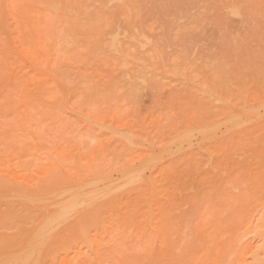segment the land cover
<instances>
[{"label":"rangeland","instance_id":"rangeland-1","mask_svg":"<svg viewBox=\"0 0 264 264\" xmlns=\"http://www.w3.org/2000/svg\"><path fill=\"white\" fill-rule=\"evenodd\" d=\"M95 164L146 178L51 235ZM32 244L40 264H264V0H0V264Z\"/></svg>","mask_w":264,"mask_h":264},{"label":"bare ground","instance_id":"bare-ground-1","mask_svg":"<svg viewBox=\"0 0 264 264\" xmlns=\"http://www.w3.org/2000/svg\"><path fill=\"white\" fill-rule=\"evenodd\" d=\"M35 1V0H34ZM32 2V1H31ZM56 4V3H55ZM55 4L54 2H49L48 3V6L50 9H54L55 10ZM59 8V7H58ZM58 8L57 11H58ZM49 9V11H50ZM240 9V8H239ZM54 10H51L50 12L54 11ZM57 11H54L51 13V16L53 18V13H56ZM57 17V16H56ZM57 19V18H56ZM54 20V19H52ZM54 22V21H53ZM136 38V36H134ZM64 38V37H63ZM115 44V43H114ZM133 79V78H132ZM62 80V79H60ZM81 80V79H80ZM64 81H66L64 79ZM135 81V80H134ZM61 82V81H60ZM69 82V81H68ZM71 82V81H70ZM69 82V83H70ZM80 82V81H79ZM68 83V84H69ZM82 83V82H81ZM130 83V82H129ZM61 84V83H60ZM72 84V83H71ZM136 85V84H135ZM79 95V94H78ZM79 97V96H78ZM80 99V98H79ZM208 128L210 127H207V128H204L202 130H198L196 133H189L186 135V137L184 138L183 141H181L179 144H182V143H192V141L194 140H198V139H201V140H205L207 138H209V136L211 135V133L213 132L212 129L208 130ZM125 140L127 143L133 145V144H137V143H140V142H136L131 136H124ZM178 142H176L173 146L169 147V148H165L162 150V153L160 154V156H162L163 154H167V153H174L176 147L178 146L177 144ZM150 148H153L154 147V144H149ZM95 164V168H97V166H100V165H97ZM103 167V165H102ZM107 168V167H106ZM111 168V169H110ZM110 173L113 171H115L117 174V176L119 175L120 177L118 179L121 180H125L127 179L126 182L122 183L119 181V182H114L112 179L114 178L112 174H110L108 172V169H96L93 171V175H94V180H95V183L93 184L92 181L89 185L92 187L90 190H91V193L93 194V197L89 198L88 201H86V203H84L82 205V201L78 200V198L80 197L79 196V191H76L75 190H67L57 196H60L61 198L59 200H53L52 201V204L56 205V207H58L59 209V212L61 213V218H58L56 220H52V219H49L47 223H49L48 226L52 225L51 227L52 228V231H50L51 235H53L57 229L59 228V226L64 223V222H67L71 219V217L73 215H77V214H80L82 212V209H88L90 207H92L96 202H99V201H102L104 198H107L108 196H111L112 194H114L116 191L122 189L123 187H126L127 185L131 184V183H135L137 181H143L145 180V176L146 174L144 173V168L143 167H140V166H135V165H125L124 167H116L114 165H111L110 166ZM108 172V173H107ZM115 173V174H116ZM116 178V176H115ZM117 180V178H116ZM71 186H75L74 184H71ZM64 194H67L65 197H63ZM58 198V197H57ZM16 199H18L19 201H29L28 200V196H18L16 197ZM40 199V198H39ZM41 200V199H40ZM51 201V200H49ZM32 204V203H31ZM48 204V203H47ZM82 205V206H81ZM12 206V205H11ZM81 206V207H80ZM44 208V207H42ZM214 209V208H213ZM165 212V211H164ZM163 212V213H164ZM168 212V211H166ZM47 215V214H46ZM165 215V214H164ZM170 216V215H169ZM164 218V217H163ZM171 218V217H170ZM162 220V218L160 219ZM160 222V221H159ZM172 222V220H171ZM170 222V223H171ZM169 223V221H167L166 219L163 220L161 222L162 224V227L164 230H166L167 228V224ZM159 224V223H158ZM174 225V224H172ZM160 226V225H159ZM170 228H168L169 230ZM163 230V231H164ZM171 232V231H170ZM169 232V234H170ZM172 233V232H171ZM171 235V234H170ZM156 236H158L156 234ZM167 236V235H166ZM156 238V237H155ZM158 238V237H157ZM148 240V239H147ZM150 240V239H149ZM165 240V238L163 239ZM151 241V242H150ZM150 244L152 246V241H154L153 239L150 240ZM156 241V240H155ZM154 241V242H155ZM153 242V246L155 245V243ZM147 243V241H146ZM146 243H144L146 245ZM141 244V242H140ZM143 244V242H142ZM140 246V247H137L136 250H141L142 248H144V246ZM148 245V244H147ZM151 249V247L149 248ZM149 249H146L145 250V253L149 250ZM153 249V248H152ZM151 249V250H152ZM143 250V249H142ZM149 250L151 253L152 251ZM38 248L36 247L35 244H32L29 249H27L26 251H24V253H22V257L20 259H17L15 260L16 264H40L39 262V254H37L38 252ZM135 252V250H133ZM141 252V251H140ZM143 253V255L145 254ZM148 253V252H147ZM139 254V253H137ZM140 255V254H139ZM142 255V253H141ZM146 256V255H145ZM144 259V258H143ZM140 261V260H139ZM138 262V261H137ZM136 264V263H135Z\"/></svg>","mask_w":264,"mask_h":264}]
</instances>
